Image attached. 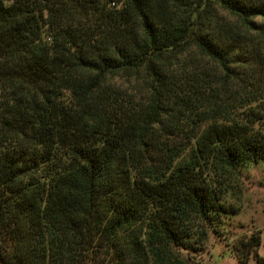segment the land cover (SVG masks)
<instances>
[{
  "label": "trees",
  "instance_id": "obj_1",
  "mask_svg": "<svg viewBox=\"0 0 264 264\" xmlns=\"http://www.w3.org/2000/svg\"><path fill=\"white\" fill-rule=\"evenodd\" d=\"M260 162L264 0H0V264H201Z\"/></svg>",
  "mask_w": 264,
  "mask_h": 264
},
{
  "label": "rangeland",
  "instance_id": "obj_2",
  "mask_svg": "<svg viewBox=\"0 0 264 264\" xmlns=\"http://www.w3.org/2000/svg\"><path fill=\"white\" fill-rule=\"evenodd\" d=\"M225 204L233 206L235 213L223 218V225L210 233L202 252L197 256L201 264H238L232 249L241 238L259 234L264 254V162L241 168ZM259 254V255H260Z\"/></svg>",
  "mask_w": 264,
  "mask_h": 264
},
{
  "label": "crops",
  "instance_id": "obj_3",
  "mask_svg": "<svg viewBox=\"0 0 264 264\" xmlns=\"http://www.w3.org/2000/svg\"><path fill=\"white\" fill-rule=\"evenodd\" d=\"M262 223H264V218L262 219ZM262 226H263V230H264V224H262ZM260 254V253H259ZM260 256L261 257H264V254L263 255H261L260 254ZM247 264H258L253 258H251L249 261H248V263Z\"/></svg>",
  "mask_w": 264,
  "mask_h": 264
}]
</instances>
